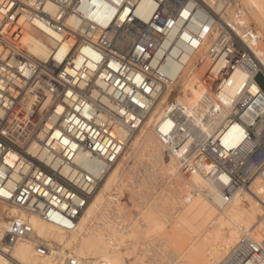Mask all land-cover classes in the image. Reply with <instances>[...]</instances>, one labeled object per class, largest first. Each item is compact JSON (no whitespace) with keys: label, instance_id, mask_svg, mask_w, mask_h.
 Here are the masks:
<instances>
[{"label":"built area","instance_id":"built-area-1","mask_svg":"<svg viewBox=\"0 0 264 264\" xmlns=\"http://www.w3.org/2000/svg\"><path fill=\"white\" fill-rule=\"evenodd\" d=\"M217 24L202 0H0V207L75 230L105 173L174 86L169 64L183 65L206 47L210 69L203 82L213 96L240 69L251 81L264 75L231 29L222 27L215 37ZM33 28L51 41L45 61L28 50ZM175 101L170 129L157 132L183 173L213 167L225 203L264 178L262 89L253 95L242 85L226 114L209 107L187 115ZM82 156L98 170L79 165ZM2 214L7 224L0 250L11 259L34 229ZM261 221L259 240L242 236L239 264H258L264 256V216ZM36 252L46 257L52 248L40 241Z\"/></svg>","mask_w":264,"mask_h":264},{"label":"bare ground","instance_id":"bare-ground-1","mask_svg":"<svg viewBox=\"0 0 264 264\" xmlns=\"http://www.w3.org/2000/svg\"><path fill=\"white\" fill-rule=\"evenodd\" d=\"M202 1L217 17L215 37L220 28L231 29L255 53L258 68L264 72V56L254 48L257 38L249 33L247 15L235 11L231 0L218 4L216 0ZM243 2L264 28V0ZM31 32L33 35L26 38L30 54L47 60L50 39L38 29L33 28ZM206 50L205 47L199 55L184 59L183 65L169 64L166 68L176 78L174 86L158 99L116 165L105 173L75 230L54 226L37 214L14 206L0 207V242L7 224L2 219L4 211L9 217L28 221L34 229L31 239L14 248L11 259L0 250V264H63L68 259L76 260L77 264H239L237 250L242 236L250 234L259 240L262 234L264 178L256 177L248 188L235 192L233 200L225 203L224 189L213 167L208 166L203 172L190 176L183 173L180 161L157 132L158 127L167 132L172 125L168 109L176 89L179 93L173 104L187 115L209 107H218L226 114L242 85L246 84L253 95L261 90L255 80H250V72L240 69L229 76L221 93L213 96L203 82L210 69ZM139 149L146 152L147 171L142 179L125 176L127 166ZM166 152L170 161L166 160ZM78 163L86 169L98 170L97 163L84 156ZM127 189L130 209L121 201ZM132 209H136V214ZM162 214L176 225L177 235L189 237L187 242L184 238H177L178 241L167 238L164 248H159L155 241L148 240L150 234L162 227ZM40 241L49 243L50 255L38 256L36 245ZM258 264H264V256L259 257Z\"/></svg>","mask_w":264,"mask_h":264},{"label":"rangeland","instance_id":"rangeland-1","mask_svg":"<svg viewBox=\"0 0 264 264\" xmlns=\"http://www.w3.org/2000/svg\"><path fill=\"white\" fill-rule=\"evenodd\" d=\"M231 2L233 4V8L235 9V11H237V12L242 11L243 13H245L247 15L246 17L248 18L247 20L249 22L248 24H249V30H250L249 33L253 34L257 38V43L255 44L256 46H254V48L259 49V54L261 53L264 56V53H263V51H264V28L261 27V24H259L260 22H258L254 18V15L252 14L250 7L246 6L245 3L243 2V0H231ZM217 4H218V1H217ZM256 82L258 83V85L260 86V88L264 92V75H260L257 78ZM175 89H176V87H175ZM178 93H179V90L176 89L175 92L173 93L171 101H173L175 99V97L177 96ZM146 156H147L146 152H144L142 149H139L138 152L136 153L133 161H131V163L127 166V169L125 171V176H131L133 178L142 179V176H144L145 172L148 169V158ZM165 156H166V160L170 161V157H169V154L167 152L165 153ZM132 182H134V181H132ZM128 193H129V190L127 189L124 192V195H123L121 201L124 204H126L130 209L132 207V205H131V203H129L130 202V196ZM127 199L129 200V202ZM132 210L136 214V211H135L136 209H132ZM161 221H162V224H161L162 227L160 229L156 230L153 234H150L147 237L148 240L155 241V243L159 244V248H164L163 244L167 243V240L169 238H171L174 241H178L179 239H177V238H180V239L184 238L183 241L187 242V239L189 237L186 235L184 237L183 236L181 237V235H177L176 234L177 232L175 231L176 225L173 222H171L168 217H163V214H162L161 215ZM185 238H186V240H185ZM154 239H156V240H154ZM141 242L143 244H145L144 240H141ZM138 246H140V245H138ZM155 264H160V263H155ZM190 264H194V263H190Z\"/></svg>","mask_w":264,"mask_h":264}]
</instances>
